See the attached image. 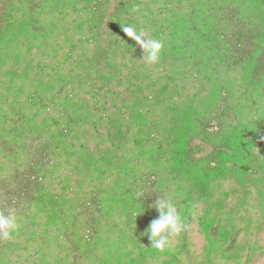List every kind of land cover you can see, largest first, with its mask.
<instances>
[{"label": "trees", "instance_id": "16d2710c", "mask_svg": "<svg viewBox=\"0 0 264 264\" xmlns=\"http://www.w3.org/2000/svg\"><path fill=\"white\" fill-rule=\"evenodd\" d=\"M0 211V264H264V0H0Z\"/></svg>", "mask_w": 264, "mask_h": 264}, {"label": "clouds", "instance_id": "9594fccd", "mask_svg": "<svg viewBox=\"0 0 264 264\" xmlns=\"http://www.w3.org/2000/svg\"><path fill=\"white\" fill-rule=\"evenodd\" d=\"M139 10L138 6L132 9L133 12H139ZM122 31L142 50L143 55L141 60L148 65L159 63L164 49V43L161 40L148 37L144 29L138 31L132 25H124ZM140 195H143V198L145 196L143 193ZM141 204L142 207L132 213L136 218L143 215L146 211L143 199ZM147 207L148 209H155L159 214V219L153 220L146 231L141 234L148 238V248L161 253L171 250L173 239L190 228L183 215V208L178 209L171 197L162 198L158 195L155 201L149 203ZM198 213V206H193L190 211L192 218L195 219ZM19 229L20 222L15 214H5L3 211H0V239L5 241L14 239Z\"/></svg>", "mask_w": 264, "mask_h": 264}]
</instances>
